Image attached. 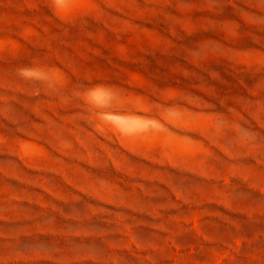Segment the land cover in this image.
<instances>
[{"label": "rangeland", "instance_id": "rangeland-1", "mask_svg": "<svg viewBox=\"0 0 264 264\" xmlns=\"http://www.w3.org/2000/svg\"><path fill=\"white\" fill-rule=\"evenodd\" d=\"M0 264H264V0H0Z\"/></svg>", "mask_w": 264, "mask_h": 264}]
</instances>
